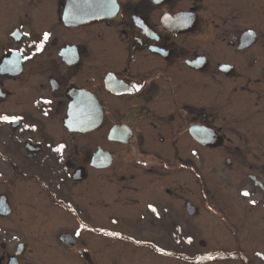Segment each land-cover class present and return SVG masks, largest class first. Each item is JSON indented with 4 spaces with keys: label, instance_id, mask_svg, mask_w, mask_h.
I'll use <instances>...</instances> for the list:
<instances>
[{
    "label": "flooded vegetation",
    "instance_id": "1",
    "mask_svg": "<svg viewBox=\"0 0 264 264\" xmlns=\"http://www.w3.org/2000/svg\"><path fill=\"white\" fill-rule=\"evenodd\" d=\"M4 116L0 264L213 255L221 224L241 251L250 194L264 214V0H0Z\"/></svg>",
    "mask_w": 264,
    "mask_h": 264
},
{
    "label": "rangeland",
    "instance_id": "2",
    "mask_svg": "<svg viewBox=\"0 0 264 264\" xmlns=\"http://www.w3.org/2000/svg\"><path fill=\"white\" fill-rule=\"evenodd\" d=\"M248 198H250V201H248V203L252 205L251 211L246 210L243 213V216L238 215L240 222L238 223L236 236L238 237L239 245L245 247L242 248L241 251H238L239 253L234 248H231V246H233L232 234L229 233L227 227H224L221 224V231L219 232L221 238L217 239L215 236H213V234L217 232L219 227L216 228L215 232H210L212 234L209 233L205 236L207 238L206 240L210 239L208 240V243L206 242L208 245L207 248H210L216 242L218 246L220 245L223 248H229L227 252L223 249L224 251H219L218 254L199 255L201 253L200 248H203V246H198V244H196L192 245L190 249L199 250V252L196 253L198 255L197 257H188L187 259L186 256L164 258L162 255H160V257L158 259H155L154 261L143 260L142 262H138V264H264V232L256 233L255 231L257 229L263 230L264 214H262V211H260L254 203V201L257 200L256 195L250 194ZM15 229L20 232L19 227H15ZM16 230H14L12 234L13 242H16L18 237L23 238L21 235H16ZM197 232L198 227L195 229V234H197ZM203 241L205 242L204 239ZM163 248L167 250L166 246H164ZM142 252L143 254H147L145 248L142 249ZM37 255V251H32L28 253L26 257H28L29 259H32V257H34L36 260H38V258L36 257Z\"/></svg>",
    "mask_w": 264,
    "mask_h": 264
},
{
    "label": "snow or ice",
    "instance_id": "3",
    "mask_svg": "<svg viewBox=\"0 0 264 264\" xmlns=\"http://www.w3.org/2000/svg\"><path fill=\"white\" fill-rule=\"evenodd\" d=\"M47 36H48V34L45 33V35H44V39H45V40L47 39ZM0 119L8 120V119H10V118L7 117V116H4V117H0ZM11 119L15 120V119H17V118H16V117H12ZM57 151H59V149H57ZM245 195H247V193H245ZM114 235H115V234H114Z\"/></svg>",
    "mask_w": 264,
    "mask_h": 264
}]
</instances>
